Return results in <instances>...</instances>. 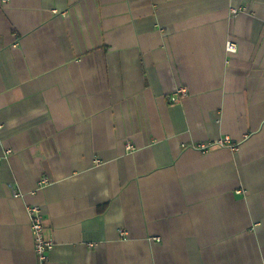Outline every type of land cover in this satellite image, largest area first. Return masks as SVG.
<instances>
[{"label": "crops", "instance_id": "1", "mask_svg": "<svg viewBox=\"0 0 264 264\" xmlns=\"http://www.w3.org/2000/svg\"><path fill=\"white\" fill-rule=\"evenodd\" d=\"M32 204L47 264H264V0H0V264Z\"/></svg>", "mask_w": 264, "mask_h": 264}, {"label": "built area", "instance_id": "2", "mask_svg": "<svg viewBox=\"0 0 264 264\" xmlns=\"http://www.w3.org/2000/svg\"><path fill=\"white\" fill-rule=\"evenodd\" d=\"M2 3H7L9 0H1ZM234 12H236V10L233 9ZM226 51L227 52H235L236 50V46L232 41H228L226 43ZM186 93L185 89H178L177 93H176V97H173L172 100L176 101L179 98V95H184ZM218 145L223 146V145H227L229 147H232V144L229 143L228 139H224V140H219L217 142ZM127 147H129V145H127ZM202 147V149L205 150L204 146H200ZM235 149V148H234ZM48 183V180L46 178H43L40 180L39 184L40 185H45ZM27 212L30 216V226H31V232L33 235V239H34V247H35V252L38 256V261L39 264H47L48 261V252L52 249L53 245H52V241L45 237L44 235V225H43V218L41 216V212L40 209L37 205L32 204L27 206Z\"/></svg>", "mask_w": 264, "mask_h": 264}]
</instances>
